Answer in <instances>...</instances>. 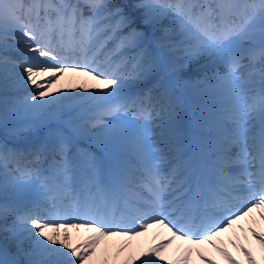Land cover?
Here are the masks:
<instances>
[{"label":"snow or ice","instance_id":"snow-or-ice-1","mask_svg":"<svg viewBox=\"0 0 264 264\" xmlns=\"http://www.w3.org/2000/svg\"><path fill=\"white\" fill-rule=\"evenodd\" d=\"M0 48L20 54L0 57L5 82L26 91L17 112L60 125L24 150L0 144V218L14 216L3 230L16 242L0 244V264H217L205 245L240 264L221 237L253 209L264 221V0H0ZM125 48L136 51L113 59ZM201 59L211 76L184 78ZM67 73L85 79L65 93ZM193 85L210 95L199 135L179 141L176 89ZM26 190L31 207L9 204ZM153 229L162 238L141 246ZM248 232L264 252V232ZM239 241L231 231L227 244L257 264Z\"/></svg>","mask_w":264,"mask_h":264},{"label":"bare ground","instance_id":"bare-ground-1","mask_svg":"<svg viewBox=\"0 0 264 264\" xmlns=\"http://www.w3.org/2000/svg\"><path fill=\"white\" fill-rule=\"evenodd\" d=\"M115 3L118 4H128L131 5L134 0H114ZM126 12L130 13L132 15V18L134 20L133 26L134 27H138L139 24L143 27V30H145L146 34H149L151 36V31L150 29L143 24L142 19H141V14L139 12H133L132 9L126 8L125 9ZM174 19H170V14L163 19V23L165 25H169L170 23H173ZM128 29H124V32H127ZM156 36L159 35V33L155 34ZM154 40V37H153ZM9 43H12V41L10 40ZM125 49H129V51L131 53H135L136 49L134 48H125ZM153 50H155V46L153 44ZM107 53V52H106ZM127 55V52H121L118 56L121 57H125ZM176 56L181 55V53L177 52L175 54ZM3 56H8L10 59H19L20 58V54L15 51L14 49H9L7 52H5L2 48H0V57ZM119 58V59H120ZM118 59V60H119ZM213 66L209 65L206 63V61L204 59H201L198 62H193L189 69L187 71L184 72V74L186 73V77L190 76L191 79L196 78L199 75H202L204 72H207L209 74V76H211ZM191 70V71H190ZM211 70V71H210ZM220 70L223 71V67H220ZM210 71V72H209ZM81 79H68L66 77L62 78L61 83L59 85L60 87V91L61 92H69L71 90V86L81 82ZM211 86V81L209 82V87ZM179 94L182 95V97L179 96L180 100L183 101V105L186 107L185 110H180V118H182L183 114H187L188 119L191 118V127L193 129H195V132L199 135L195 124H194V117H193V112L192 110H187L189 105L194 103V101L200 97V100L203 101V107L205 104V98L210 95V93L208 91L205 90V86L204 85H193L190 86L186 89H178ZM56 94V93H54ZM81 94L83 95L84 93L81 92ZM26 95V91L23 88H15L13 87L12 83H11V78L5 82V80L3 79V73L0 72V123H7L10 125L9 129H12L13 127H15L12 122L14 121H18V126L19 127H23V126H28L31 125L30 131H23L20 132L19 135H17V133H15L14 135H11L10 137L13 139H23V140H28V139H32L37 137L40 132H41V128L44 129V132H46L45 134L48 133L49 128L50 127H57V124H59L58 122H50L49 124H42V123H37L33 120H31L28 117H25L24 113L21 112H17V105L18 102L20 101V99ZM5 114H7V118L5 119ZM3 132L7 131L6 128H2ZM3 198H0V201H2ZM9 223L1 221L0 218V244H3L5 242V238H8V248L10 252H15V240H13L11 238V233L10 232H6L3 230V228L5 226H8ZM12 226V225H11ZM11 226L9 228H11ZM261 232H264V228L261 230ZM26 235V234H25ZM75 235V233H74ZM148 241V243H154L157 242L156 239H153L149 236L146 239ZM75 242V239L74 241ZM256 243V240H255ZM30 245V241L25 240L24 241V247L28 248ZM257 245V244H256ZM258 247V252L260 254H264V252L261 251L260 247L257 245ZM172 255V253H170ZM209 254H211V256H213L214 254L212 252H209ZM170 255V256H171ZM207 255V254H206ZM166 257H170L165 255ZM92 264H100L99 260H95L92 262ZM159 264V262H158ZM197 264H200V262Z\"/></svg>","mask_w":264,"mask_h":264},{"label":"rangeland","instance_id":"rangeland-1","mask_svg":"<svg viewBox=\"0 0 264 264\" xmlns=\"http://www.w3.org/2000/svg\"><path fill=\"white\" fill-rule=\"evenodd\" d=\"M13 123V122H12ZM18 125V121H14V126L15 127H13L12 129H9L10 128V125L9 124H7V123H0V129H2V128H6V132L5 133H0V135H3L2 136V138L3 139H6L7 137L9 138L10 136V134L11 135H14L15 133H17V135H19L20 134V132H23V131H20V132H17V129H20V128H23V127H18L17 126ZM26 127V126H25ZM26 131H30V128L28 127V130H26ZM1 132V131H0Z\"/></svg>","mask_w":264,"mask_h":264}]
</instances>
